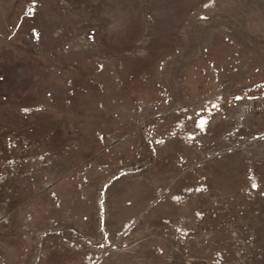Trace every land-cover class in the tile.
Segmentation results:
<instances>
[{
  "label": "rangeland",
  "instance_id": "rangeland-1",
  "mask_svg": "<svg viewBox=\"0 0 264 264\" xmlns=\"http://www.w3.org/2000/svg\"><path fill=\"white\" fill-rule=\"evenodd\" d=\"M0 264H264V0H0Z\"/></svg>",
  "mask_w": 264,
  "mask_h": 264
},
{
  "label": "snow or ice",
  "instance_id": "snow-or-ice-1",
  "mask_svg": "<svg viewBox=\"0 0 264 264\" xmlns=\"http://www.w3.org/2000/svg\"><path fill=\"white\" fill-rule=\"evenodd\" d=\"M201 123L203 124V121Z\"/></svg>",
  "mask_w": 264,
  "mask_h": 264
}]
</instances>
